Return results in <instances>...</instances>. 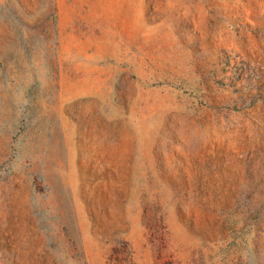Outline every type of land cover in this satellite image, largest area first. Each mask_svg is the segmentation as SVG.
Returning <instances> with one entry per match:
<instances>
[{
    "label": "rangeland",
    "instance_id": "1",
    "mask_svg": "<svg viewBox=\"0 0 264 264\" xmlns=\"http://www.w3.org/2000/svg\"><path fill=\"white\" fill-rule=\"evenodd\" d=\"M0 264H264V0H0Z\"/></svg>",
    "mask_w": 264,
    "mask_h": 264
}]
</instances>
